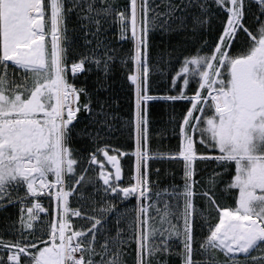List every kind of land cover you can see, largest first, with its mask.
I'll return each mask as SVG.
<instances>
[{
    "label": "snow or ice",
    "instance_id": "snow-or-ice-1",
    "mask_svg": "<svg viewBox=\"0 0 264 264\" xmlns=\"http://www.w3.org/2000/svg\"><path fill=\"white\" fill-rule=\"evenodd\" d=\"M117 30L134 45L127 186L111 147ZM157 31L194 52L163 97L149 93ZM160 99L190 105L175 203L147 174ZM0 264H264V0H0Z\"/></svg>",
    "mask_w": 264,
    "mask_h": 264
},
{
    "label": "trees",
    "instance_id": "trees-1",
    "mask_svg": "<svg viewBox=\"0 0 264 264\" xmlns=\"http://www.w3.org/2000/svg\"><path fill=\"white\" fill-rule=\"evenodd\" d=\"M156 2L160 3V0H156ZM120 3L123 5L127 3V0H120ZM72 26V24L69 25L70 28ZM114 35L116 36V42L113 46L117 49L118 53L121 54V57L127 61V65L120 66L118 64V77L122 88L119 91L117 102L114 106L116 131L111 138V147L123 151H132L134 150V86L131 84V81L125 80L124 77L125 74H131V71H134V63L129 59L134 45L131 42L119 41L118 30ZM180 39L181 37L177 35L162 37L158 31L150 33L149 67L151 82H155L157 77L161 75L160 73L171 70L174 63L176 65L174 69H172V72H174L175 76V72L179 71L180 61L183 60V57L185 55L194 54L191 45L185 47L179 46ZM171 64L172 66L170 67ZM81 79H83V77H81ZM178 83L180 82L178 81ZM191 87L192 84L190 83V88ZM169 89L159 91L151 89L149 93L162 94L164 96L174 95L175 92H170ZM188 94H192L191 91H189ZM148 107L150 149L153 151H177L180 140L178 122L180 121L182 112H184L187 107H190V105L187 104L186 101L172 103L160 99L151 101ZM130 158L131 156L124 158L123 163H127V160ZM176 163L178 162L174 160H152L149 163L147 172L154 186V191L161 192L162 200H170L173 203H175L176 198L174 196L165 195L164 192L167 190L168 193H171L174 188H182L183 172L179 167H176ZM212 167H214V165ZM178 169L181 173L178 172ZM114 203H117L118 207L126 209L129 212L134 210L137 206V202L134 198L125 201L123 204L118 201H114ZM73 223H77V218H73ZM200 258L203 259V257ZM220 259H223L222 255Z\"/></svg>",
    "mask_w": 264,
    "mask_h": 264
},
{
    "label": "rangeland",
    "instance_id": "rangeland-1",
    "mask_svg": "<svg viewBox=\"0 0 264 264\" xmlns=\"http://www.w3.org/2000/svg\"><path fill=\"white\" fill-rule=\"evenodd\" d=\"M172 64L170 65V67L172 66ZM175 65L176 64L174 63L173 66L171 67V70H168L166 72L160 73L161 75H159L157 77V80L155 82H151V80H150V71H149V76H148L149 92H150L151 89H155L156 91H159V90H166V89H169V88L172 87L170 85V78L172 76H174V72H172L173 71L172 69H174ZM149 69H150V67H149ZM151 95L160 96V97L164 96L162 94H151ZM189 95H191V94H189ZM147 109L149 111V107L148 106H147ZM149 130H150V125H149V121H148V124H147V150H148L149 155L152 158L147 161V172H148V169H149V163L152 160H156V159H159V160H172V159H169V156H172V155L175 154V153H170V152L163 153V150H161L160 152L159 151L150 150L149 147H148V145H149ZM179 142H180V140H179ZM113 148L117 149L115 147H113ZM134 151H135V129H134ZM133 152H131V151L123 152V153H127V154L130 153V154L122 155L121 158H120L121 161H122V159L126 158L127 156H131V158L127 160V163H123L122 162V165H123V168H124V176H125V181L123 182L124 185L128 184V182L131 180V178H132V176L134 175V172H135V156L132 155ZM115 154H118V153H115ZM174 161L178 162V160H174ZM176 167H179L181 169V171L183 172V165L180 162L176 163ZM181 171L179 172V169H178L179 173H181ZM44 203H45V206H47V202L45 201ZM45 239H46V237H45Z\"/></svg>",
    "mask_w": 264,
    "mask_h": 264
},
{
    "label": "bare ground",
    "instance_id": "bare-ground-1",
    "mask_svg": "<svg viewBox=\"0 0 264 264\" xmlns=\"http://www.w3.org/2000/svg\"><path fill=\"white\" fill-rule=\"evenodd\" d=\"M148 147H149V145H148ZM149 149H150V147H149ZM150 150H152V149H150ZM134 150H132L131 152H133ZM123 152H127V151H123ZM122 152V153H123ZM160 152V151H159ZM166 152H170V153H175V151H169V150H166V151H164L163 150V153H166ZM134 153V152H133ZM156 160H159V159H156ZM163 161H168V160H163ZM123 182L125 181V180H122ZM124 184V183H123ZM124 186H127V185H124Z\"/></svg>",
    "mask_w": 264,
    "mask_h": 264
},
{
    "label": "flooded vegetation",
    "instance_id": "flooded-vegetation-1",
    "mask_svg": "<svg viewBox=\"0 0 264 264\" xmlns=\"http://www.w3.org/2000/svg\"><path fill=\"white\" fill-rule=\"evenodd\" d=\"M198 147H200V146L198 145ZM201 151H202V148H201ZM204 167H205L204 165H198V170L203 169ZM110 170H111V169H110ZM122 180H125V176H124V174H123ZM228 202L231 203L230 200H229Z\"/></svg>",
    "mask_w": 264,
    "mask_h": 264
}]
</instances>
